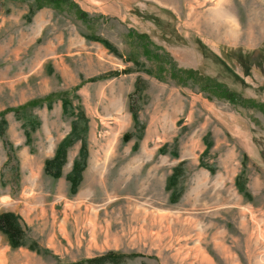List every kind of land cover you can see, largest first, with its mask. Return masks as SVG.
Returning a JSON list of instances; mask_svg holds the SVG:
<instances>
[{
  "label": "rangeland",
  "instance_id": "obj_1",
  "mask_svg": "<svg viewBox=\"0 0 264 264\" xmlns=\"http://www.w3.org/2000/svg\"><path fill=\"white\" fill-rule=\"evenodd\" d=\"M0 129V264H264V0H0Z\"/></svg>",
  "mask_w": 264,
  "mask_h": 264
},
{
  "label": "trees",
  "instance_id": "obj_2",
  "mask_svg": "<svg viewBox=\"0 0 264 264\" xmlns=\"http://www.w3.org/2000/svg\"><path fill=\"white\" fill-rule=\"evenodd\" d=\"M143 37H140V39ZM177 74L181 75L182 79L184 75H188L190 74V71H177ZM137 82V81H136ZM202 82L204 84H206V81ZM211 87L209 89H211V91H213L212 93L222 96L224 95V89L223 87H221V85H216V83L210 85ZM201 91L205 92L206 91V85H202ZM139 94V89L138 87L135 86L134 88V92L129 96V111L132 115V117L136 118L137 116V108L134 105V100L133 98L135 96H138ZM25 137L28 140V134L25 133ZM0 138L3 141V144L5 145V141L3 140V132L0 129ZM64 145H65V141H64ZM66 146V145H65ZM82 152L83 150H81V153L79 155L78 153V159L74 161L73 167H72V174L76 175L75 177H73V179H69L71 182V187H70V191L71 193H73L75 191V182H77L79 180V169L81 171L82 168H84V161L80 160V157L82 156ZM65 162V148L63 147V144L59 145L55 151L54 156L45 161L44 162V167H43V171L46 175L50 176V177H54L57 178L60 176L61 174V168L63 166ZM179 168V167H178ZM173 173H175V171H173ZM172 178V177H171ZM170 178V179H171ZM170 181V180H169ZM169 183V182H168ZM0 233L2 235L5 236V238L8 240V243L10 244V246L12 247H19L23 244L25 236L24 233L22 232L21 228L19 227L18 223L16 222V218L11 214V213H1L0 214ZM106 261H108L110 264H121L122 261V256H115V255H107L104 257H101L99 259H92V260H88L86 262L83 263H77V264H104Z\"/></svg>",
  "mask_w": 264,
  "mask_h": 264
},
{
  "label": "bare ground",
  "instance_id": "obj_3",
  "mask_svg": "<svg viewBox=\"0 0 264 264\" xmlns=\"http://www.w3.org/2000/svg\"><path fill=\"white\" fill-rule=\"evenodd\" d=\"M226 16V15H225ZM225 20H227V19H225Z\"/></svg>",
  "mask_w": 264,
  "mask_h": 264
}]
</instances>
